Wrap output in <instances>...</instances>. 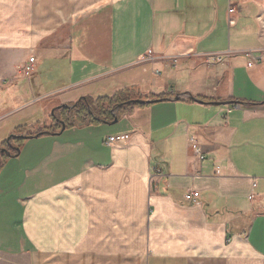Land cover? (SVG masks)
<instances>
[{
  "label": "crops",
  "instance_id": "obj_1",
  "mask_svg": "<svg viewBox=\"0 0 264 264\" xmlns=\"http://www.w3.org/2000/svg\"><path fill=\"white\" fill-rule=\"evenodd\" d=\"M3 148L0 264H264V0H0Z\"/></svg>",
  "mask_w": 264,
  "mask_h": 264
},
{
  "label": "built area",
  "instance_id": "obj_2",
  "mask_svg": "<svg viewBox=\"0 0 264 264\" xmlns=\"http://www.w3.org/2000/svg\"><path fill=\"white\" fill-rule=\"evenodd\" d=\"M228 15L229 16H232L235 14V9L230 7L228 9ZM228 24L229 26H234L235 25V21L234 20H231L229 19L228 20ZM189 57H193V58H196V59H199V58H202V62L206 65V66H209V65H212V64H219V65H222L224 64L227 59L230 58L229 54H224V55H218V56H198V55H194V53H189L188 55ZM247 57V59L251 62V63H254V64H257L259 63L263 56L262 55H259V56H254L252 55L251 53H246L245 55ZM171 63L172 64H176L177 63V60L176 59H173L171 60ZM35 70V57L32 56L30 57L19 69H18V72L17 74L19 76H23V77H27L29 76L30 74H32ZM15 81L14 80H10L7 84L5 85H10L12 84L13 82ZM2 83H6L5 81H2ZM239 108V105H232L230 107H228V109L226 110V114H229L232 112V110H235V109H238ZM128 143V137L125 136V135H114V136H108L105 141H104V144L106 146H124ZM187 145L189 146V148L196 154V156L198 157L199 160H204V155L202 154V151H201V148H200V144L197 140L196 137H189L187 139ZM185 200L186 201H191L190 199V196L189 195H186L185 196Z\"/></svg>",
  "mask_w": 264,
  "mask_h": 264
},
{
  "label": "trees",
  "instance_id": "obj_3",
  "mask_svg": "<svg viewBox=\"0 0 264 264\" xmlns=\"http://www.w3.org/2000/svg\"><path fill=\"white\" fill-rule=\"evenodd\" d=\"M137 99H124L121 97H113L111 99H107V98H103V99H98L95 103V109L98 113L97 117L95 118L93 113H92V108L91 106H89V104H87V102H85L86 104L84 106H82L81 104L84 102H78L76 104H74L72 106V109L68 110V109H60L61 113L64 115H68L70 119H72V123H70V121L64 120L63 123L65 125V127L67 126H72V124H74V119H76V123L80 122V123H87V124H97L99 123V121H113L114 120V116L112 115L111 111H113L115 108H117L118 106H124L126 104H128L131 101H134ZM52 119L54 121H58L56 120L55 116L52 117ZM39 133H44V134H48L50 132L48 131H40ZM14 142H16V144L19 146L21 145L24 140L22 138H14L13 139Z\"/></svg>",
  "mask_w": 264,
  "mask_h": 264
},
{
  "label": "water",
  "instance_id": "obj_4",
  "mask_svg": "<svg viewBox=\"0 0 264 264\" xmlns=\"http://www.w3.org/2000/svg\"><path fill=\"white\" fill-rule=\"evenodd\" d=\"M179 98H176V100H178ZM161 100H151V101H141V100H134V101H131V102H129L128 104H130V105H152V104H155V103H158V102H160ZM195 102H199V101H197V100H194ZM217 105H219V104H217ZM240 105V104H239ZM120 107H122V106H118L117 108H115V109H119ZM62 108H64V109H72V107L71 108H69V107H67V106H63ZM58 109H60V108H58ZM113 112V111H112ZM53 115V114H52ZM54 116V115H53ZM58 123L61 125V131H60V133L65 129V125H64V123L63 122H61V121H58ZM104 124H106V125H114V124H116L117 123V119L115 118V116H114V120L109 124V123H107V122H103ZM41 134H43V133H38L37 135H35V136H32V137H21L23 140H28V139H33V138H37V137H39V136H41ZM49 134V133H48ZM54 135H59V133L58 134H54ZM12 138H10L8 141H7V144H9V141L11 140ZM2 153H6L7 151L6 150H3V151H1Z\"/></svg>",
  "mask_w": 264,
  "mask_h": 264
},
{
  "label": "rangeland",
  "instance_id": "obj_5",
  "mask_svg": "<svg viewBox=\"0 0 264 264\" xmlns=\"http://www.w3.org/2000/svg\"><path fill=\"white\" fill-rule=\"evenodd\" d=\"M75 120L76 119L73 120L74 121V124H72V127L77 128L78 127V122L76 123ZM69 121H70V123H72V119H70ZM31 134H32V129L30 128L29 125H26L24 127V129L18 135L21 136V137H32V136H30ZM12 135L13 136H17V134H14V133ZM3 150H6V149L3 148L0 151H3Z\"/></svg>",
  "mask_w": 264,
  "mask_h": 264
},
{
  "label": "bare ground",
  "instance_id": "obj_6",
  "mask_svg": "<svg viewBox=\"0 0 264 264\" xmlns=\"http://www.w3.org/2000/svg\"><path fill=\"white\" fill-rule=\"evenodd\" d=\"M235 105V104H234Z\"/></svg>",
  "mask_w": 264,
  "mask_h": 264
}]
</instances>
